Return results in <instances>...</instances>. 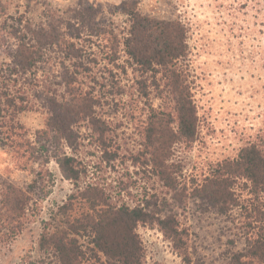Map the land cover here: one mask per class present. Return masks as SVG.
Wrapping results in <instances>:
<instances>
[{
	"label": "trees",
	"instance_id": "obj_1",
	"mask_svg": "<svg viewBox=\"0 0 264 264\" xmlns=\"http://www.w3.org/2000/svg\"><path fill=\"white\" fill-rule=\"evenodd\" d=\"M19 1L12 10V0H0V148H15L32 163L55 161L63 179L73 185L40 228L39 263L142 264L145 251L137 233L142 226L158 230L184 264H197L178 212L168 208L170 199L189 196L220 216L238 210L244 248L231 264H264V116L237 154L214 164L200 181L181 185L174 170L175 147H192L199 132L194 82L184 65V24L143 14L137 0H123L119 8L128 26L118 34L107 33L94 21L91 6L59 13L47 2ZM95 43L100 48L93 51ZM99 61L103 63L95 66ZM119 69L127 77L131 71V84L121 83ZM109 100L127 101L129 114L142 105L139 150L129 157L155 176L162 196L141 198L132 206L114 200L97 182L80 183L88 172L74 154L82 128L103 161L119 159L115 132L103 117ZM37 108L46 118L32 142L20 116ZM34 190V185L21 188L0 177L1 247L30 223Z\"/></svg>",
	"mask_w": 264,
	"mask_h": 264
},
{
	"label": "rangeland",
	"instance_id": "obj_2",
	"mask_svg": "<svg viewBox=\"0 0 264 264\" xmlns=\"http://www.w3.org/2000/svg\"><path fill=\"white\" fill-rule=\"evenodd\" d=\"M37 1L33 0V3ZM39 1L47 2L59 13L82 5L91 6L95 10L94 21L107 33L112 30L118 34L128 26L127 18L119 8L123 0ZM137 1L143 14L176 19L187 29L188 60L184 65H188L190 80L194 82L192 98L199 132L192 147H175L172 162L180 184L190 186L195 180L200 181L217 162L234 157L263 122L264 17L261 13L264 12V1ZM12 2V10L21 3L19 0ZM97 48L100 47L95 43L92 50ZM123 61L122 56L118 64ZM102 63L99 61L95 66ZM57 68L61 66L57 65ZM117 71L123 78L122 84L132 83L131 71L128 77L120 69ZM159 103L158 99L153 100L154 106ZM127 106L125 100L105 102L103 117L115 132L116 152L119 153L115 163H106L100 157L101 152L89 146V133L84 128L80 131L83 139L79 150L73 153L88 166L81 184L97 182L112 192L114 200L120 199L133 206L141 198L162 196L164 190L148 169L134 165L133 158L129 157L139 150V129L144 115L140 111L142 105L135 106L133 114L128 113ZM45 118L44 111L39 108L20 116L27 139L36 140ZM0 177L17 187L35 186V214L10 245L0 246V264H40L42 257L37 246L40 228L71 194L73 185L63 179L55 161L32 163L27 160V155L21 157L15 148L10 147L0 148ZM168 208L179 214L194 263L231 264L233 255L244 248V229L238 210L220 216L204 209L200 200L189 196L170 199ZM137 233L145 251L142 264H184L158 230L140 226Z\"/></svg>",
	"mask_w": 264,
	"mask_h": 264
}]
</instances>
